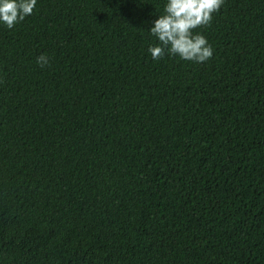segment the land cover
Wrapping results in <instances>:
<instances>
[{"label": "trees", "instance_id": "16d2710c", "mask_svg": "<svg viewBox=\"0 0 264 264\" xmlns=\"http://www.w3.org/2000/svg\"><path fill=\"white\" fill-rule=\"evenodd\" d=\"M162 4L0 26V264H264V0L194 29L203 63L150 57Z\"/></svg>", "mask_w": 264, "mask_h": 264}, {"label": "clouds", "instance_id": "9594fccd", "mask_svg": "<svg viewBox=\"0 0 264 264\" xmlns=\"http://www.w3.org/2000/svg\"><path fill=\"white\" fill-rule=\"evenodd\" d=\"M36 3L37 0H0V26L13 28L32 14ZM222 3L223 0H163L162 11L156 13L147 29L156 41L147 46L150 57L156 60L167 54L194 63L207 61L213 54L212 46L202 32L194 29L206 26ZM35 59L41 67L50 61L43 53Z\"/></svg>", "mask_w": 264, "mask_h": 264}]
</instances>
